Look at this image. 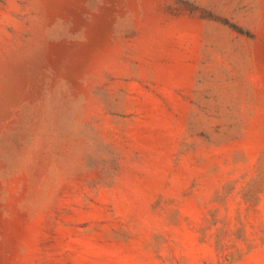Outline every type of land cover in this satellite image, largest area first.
<instances>
[{
	"label": "rangeland",
	"instance_id": "374dc122",
	"mask_svg": "<svg viewBox=\"0 0 264 264\" xmlns=\"http://www.w3.org/2000/svg\"><path fill=\"white\" fill-rule=\"evenodd\" d=\"M0 264H264V0H0Z\"/></svg>",
	"mask_w": 264,
	"mask_h": 264
}]
</instances>
